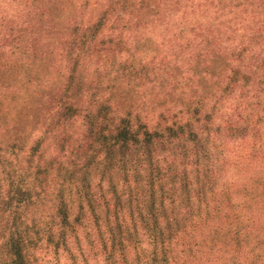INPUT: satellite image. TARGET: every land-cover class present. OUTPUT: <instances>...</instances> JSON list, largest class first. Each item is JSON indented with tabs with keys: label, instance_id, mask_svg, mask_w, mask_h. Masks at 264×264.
<instances>
[{
	"label": "rangeland",
	"instance_id": "374dc122",
	"mask_svg": "<svg viewBox=\"0 0 264 264\" xmlns=\"http://www.w3.org/2000/svg\"><path fill=\"white\" fill-rule=\"evenodd\" d=\"M28 1L18 52L0 0V264H264V0Z\"/></svg>",
	"mask_w": 264,
	"mask_h": 264
},
{
	"label": "trees",
	"instance_id": "16d2710c",
	"mask_svg": "<svg viewBox=\"0 0 264 264\" xmlns=\"http://www.w3.org/2000/svg\"><path fill=\"white\" fill-rule=\"evenodd\" d=\"M21 1L22 0H16V3L14 4L15 5V9L14 10L15 11L13 10V13H12L13 20L10 23V26H11L10 29H9V34L10 35L4 37L5 38V41L8 42V45L7 46L13 48L15 51H18V52H22L23 50L26 49V46L23 45V42L22 41L24 39L28 38L26 35L23 36L22 35V32L20 30H17L15 32L13 31V28L12 27H14V25L19 21L20 16L23 15V16H26L29 19H32L31 22H34V19H38V18L39 19H41V18H48V12H47L48 9H47V6L45 4H43L41 2H38V3H36V2L30 3V1L27 0L25 2V4H23V5L20 6V2ZM18 6L22 7L21 12H17L16 11V8H18ZM137 18H138L139 21H141V18L138 15H137ZM41 22H42V20H41ZM41 22L39 23L40 25L43 24ZM28 24H29V27L32 29V27H33L31 25L32 23H29L28 22ZM37 33H39V35H42L43 33H47V31L42 26H40L39 27V30L37 31ZM215 34H218V35H215ZM219 34H222V32L220 31V29H216L214 32L212 31V29H209V30L204 29L202 31V33L200 34V38H203V37H206L207 36L205 39L202 40L203 42H209L210 40L215 39V41L218 43L220 40H222L221 37L223 36V35H219ZM40 37L41 36H39V37L36 38L35 36H33L34 39H32V37H31V40L34 41V45L31 46V48H33L34 50H36L37 48H40L41 45H40L39 42H43L42 39L40 40ZM230 38H232V36L226 38V43L228 42V40H230ZM206 45L207 46L205 47V52L209 55L211 53L207 49H209L211 46H209L210 43H207ZM199 46H201V43L199 44ZM218 46H219V44H218ZM243 51L244 50H242L240 53H242ZM260 68H264V64H262L260 66ZM206 71L208 73V71H209L208 68H207ZM226 73H227V69H226L225 74ZM218 85L220 87L212 95H215V96L217 95L218 96L223 91L225 93L226 90L224 88H222L224 86V84L221 83V84H218ZM220 97H222V96H220ZM211 98L214 100L213 96H211ZM220 99L217 100V102H215L214 105H217L218 103H220V102H218V101H220ZM205 103H207V102H205ZM124 123H127V122L124 121ZM130 131L131 130L128 127H122L121 129L118 128V129H116V132H113L112 131L113 133L110 135V139L115 144V146H113L114 149L117 147L118 144H123L124 146H127L128 147V146L131 145V142H133V141H135L136 143H139V140H138L137 135L136 134H133L132 131L131 132ZM153 135H155V134H153ZM153 135L152 134H149V133H146L145 134V136L148 139L151 138ZM212 141H215V138H212ZM18 194L19 193H16L15 192L13 195L14 196H17ZM25 194L26 193H23V194H20L18 197H15L17 199L18 205L20 204L22 206V205L30 202L31 199H29L27 196H25ZM12 198H14V197H12ZM3 206L7 207V210L2 211L0 209V211H2V215H4V214L7 213V215H8V221H9V218L12 216V214H14L13 212H15V209L12 207V205H9V203H7V204H5ZM12 244L13 245H11V247H13L15 253H14V259L11 260L10 264H25V261H24V258H23V254H22L21 245H19L17 243H14V242Z\"/></svg>",
	"mask_w": 264,
	"mask_h": 264
}]
</instances>
